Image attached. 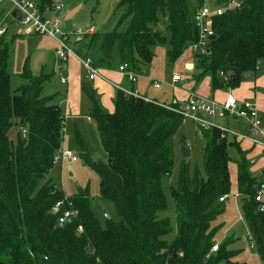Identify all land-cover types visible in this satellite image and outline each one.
<instances>
[{
  "label": "trees",
  "instance_id": "trees-1",
  "mask_svg": "<svg viewBox=\"0 0 264 264\" xmlns=\"http://www.w3.org/2000/svg\"><path fill=\"white\" fill-rule=\"evenodd\" d=\"M197 1L199 6L191 14L186 0H120L116 27L81 35L75 41V54L100 69L126 64L128 70L142 71L141 66L154 58L151 48L167 43L169 62L174 63L197 40L193 20L202 0ZM161 18L168 37L156 29ZM211 29L215 39L209 41L206 53L194 57L196 82L209 75L213 90L238 87L264 59V0H247L240 10L213 17ZM9 49L4 31L0 36V264H241L227 251L232 240L217 244L211 227L224 209L219 198L230 193L229 147L239 156L236 187L241 213L252 247L264 264V212L254 201L261 175L252 176L246 153L218 129L203 135L201 166L191 165L187 158L179 164L177 179L169 187L176 232L167 239L172 226L159 213L167 208L162 180L171 174L174 138L184 120L174 111L180 108L176 103L144 101L120 90L112 112L94 103L89 117L106 160L94 162L78 142L85 164L99 176L101 198L114 204L118 218L101 224L87 192L66 197L51 178L65 117L50 102L54 96H42L48 75L34 76L25 67L20 74L25 84L11 92ZM14 121L26 131L15 146L8 139ZM57 201L64 202V209H76L78 216L60 226L58 215L51 213ZM216 244L218 250L211 253Z\"/></svg>",
  "mask_w": 264,
  "mask_h": 264
},
{
  "label": "rangeland",
  "instance_id": "rangeland-1",
  "mask_svg": "<svg viewBox=\"0 0 264 264\" xmlns=\"http://www.w3.org/2000/svg\"><path fill=\"white\" fill-rule=\"evenodd\" d=\"M54 3L63 6V14L61 15L62 30L67 36L69 46L74 49L75 41L81 35L87 33L89 29L95 32H109L112 31L118 22L119 12L116 11V6L120 0H51ZM187 6L191 14L199 6L197 0H186ZM7 1L0 2L1 6ZM221 4V0H202V6H207L214 9ZM165 21L160 19L156 29L164 33L166 37L168 34L165 30ZM0 29L5 30V38L10 42L9 60L7 70L10 74V88L14 93L16 89L25 84V80L20 76L23 69L26 67L28 71L34 75H48L49 79L44 83L42 89V96H54L51 103L58 105L61 108L63 115H68L64 118L63 138L61 141V149L72 152L77 161L70 162L63 160L54 163V168L51 174L52 183L61 191L66 197L77 194L79 192H87L92 211L95 216L104 224V215L106 214L110 220H117V212L114 204L111 201L104 200L100 196V184L98 174L88 167L81 154V147L78 141H81L87 150L90 152L91 159L94 162L106 160V154L103 150L95 123L89 117V113L93 108V100L91 99V90L88 86V81H85V69L82 64L74 67V73L80 77V81L84 84V90L80 87L79 94L71 95L72 103L70 102L69 94H66L69 80L67 84L61 83L60 76L67 77L65 72H58L61 66V60L56 57L55 50L56 42L47 36L43 35H27L23 36L21 31L23 27L15 21L7 12V15L0 11ZM80 29V34L73 33L74 30ZM168 44L155 45L151 48L154 53V58L151 61L154 79L160 83V89H154L149 85L147 94L154 98L161 99L165 97L170 101H176L179 107L184 106V89L190 88L196 83V78L199 72L196 68L188 69L186 63L193 61L196 55H202L191 49H186L183 54L174 62L170 63L167 51ZM264 74V60L258 66L254 76L245 77L244 81L254 82ZM173 75L180 77V81L175 88L169 87V81ZM262 77V76H261ZM209 75L202 77L199 81L201 89L204 91L208 87ZM85 82V83H84ZM203 83V84H202ZM256 86L257 92L263 95L264 100V77ZM243 86V85H242ZM245 86V85H244ZM195 91L197 85H195ZM86 90V91H85ZM241 89L238 87H228L224 89L211 90V94H215V100L222 105L223 98L228 92L236 94ZM69 93V92H68ZM72 94V93H71ZM96 97V95L94 96ZM70 102V103H69ZM79 102V105H78ZM77 105L79 108H77ZM264 109V106H263ZM264 111V110H263ZM209 119V118H208ZM224 122H216L220 127L235 128V124H239L233 118H222ZM215 121V120H214ZM244 122V121H243ZM241 120V123L243 125ZM211 129H209L210 131ZM208 130H198L197 126L188 118H184L177 134L175 135V143H178L180 138L183 139V145L188 149L190 156L187 158L191 165L201 166V149L204 146L205 140L203 135ZM23 137L20 128L13 122L8 131L9 142L15 146L17 138ZM227 140L234 141L230 135L226 136ZM241 147L247 148L246 158L249 160L250 172L253 177L260 176L261 170L264 168V155L258 146H254L246 141L239 140ZM179 152V149L178 151ZM230 157L229 171H230V193L226 196L224 209L211 222V227L214 230V241L217 244H223L226 240H232L227 246V251L234 253L233 261L241 264H263L259 255L252 247V242L249 237V232L245 221L243 219L240 207V200L235 195L236 190V161L239 159L233 147L228 148ZM179 153L174 157V165L171 174L163 178L162 188L166 195L167 208L159 213L160 218H168L172 233L167 236L171 240L176 232V215L174 210V202L169 193L170 184L175 182L178 176L179 164L181 161ZM256 161L254 164L251 162Z\"/></svg>",
  "mask_w": 264,
  "mask_h": 264
},
{
  "label": "built area",
  "instance_id": "built-area-1",
  "mask_svg": "<svg viewBox=\"0 0 264 264\" xmlns=\"http://www.w3.org/2000/svg\"><path fill=\"white\" fill-rule=\"evenodd\" d=\"M2 0H0L1 2ZM13 10L18 12L19 20L17 21L22 27L23 35H43L52 38L56 44L55 55L61 61H66L71 56H76L74 49L68 44L67 36L62 30L63 23L61 22V15L56 16L55 14L59 11L63 12V6L58 3H54L51 0H47L44 6H41L38 0H7ZM247 0H221V4L214 9H210L207 6H201L195 11L193 24L197 31V40L189 45V49L196 51L200 54H204L208 50L210 37L214 35L211 29L212 18L221 16L229 10H240ZM4 30L0 29V36ZM187 48V49H188ZM79 58V57H78ZM80 59V58H79ZM80 62L85 69L86 76L90 80L101 79L105 80L102 69L94 67L89 58L80 59ZM117 71L122 73L128 81L134 82L141 73L131 71L127 69L126 64H121L117 67ZM219 75L227 80V76L223 73ZM180 81V77L173 75L171 78V86L174 87ZM66 79L61 77V83L64 84ZM153 86L159 88L160 84L154 82ZM118 90L122 91L127 96H133L135 98H141L144 101H151L141 96L137 91L127 90L117 87ZM174 111L181 114L184 118L190 119L200 130L218 129L222 136L230 135L237 140H247L252 145H256L261 148L264 155V121L259 114L257 105L251 101L238 102L233 95H227L222 105L217 104L213 100L204 99L197 94L191 93L187 96L184 106ZM219 111V116H227L237 120H244L247 122V132L239 133L220 127L213 121L209 120L208 117H213ZM23 134L26 133L25 129H22ZM63 160L75 162L76 156L67 150H57L53 157V162L57 163ZM66 201V198H64ZM226 196L219 198V202H224ZM254 201L259 205V210L264 212V173L261 175L259 185L254 195ZM64 202L57 201L51 208V213L58 215L57 223L60 226L70 222L72 219L78 216V211L71 207L63 208ZM78 232L82 229L79 227ZM218 245H214L210 252H216Z\"/></svg>",
  "mask_w": 264,
  "mask_h": 264
},
{
  "label": "crops",
  "instance_id": "crops-1",
  "mask_svg": "<svg viewBox=\"0 0 264 264\" xmlns=\"http://www.w3.org/2000/svg\"><path fill=\"white\" fill-rule=\"evenodd\" d=\"M2 1H4V0H2ZM5 1H7V0H5ZM3 3L4 4L2 6L0 4V11L3 12V13H5L6 15H7V12H9L10 16L12 17L11 14H12V12L14 10L12 9L11 4L8 2L9 6H7V4L5 2H3ZM62 14H63V12H62ZM13 19L15 21H18L15 18H13ZM92 32H94L93 29H89L87 31V33H92ZM21 34H22V31H21ZM23 36H26V35H23ZM61 62H64V63H62L61 66L58 68V72H60V73L61 72H65L66 75H67V77L65 78L66 79V82L64 84H67V79H68L69 80V85L67 87L66 94H69L70 102L72 103V99H71L72 96L71 95H73L74 93L79 94V88L80 87L83 90L85 89L84 88V84L80 81V77L78 75H76L74 73V70H73V68L74 67H78L79 64H81V62H80V59L78 57H76V56H71L66 61H61ZM189 65H192V68H193V66H194V59H193V61H188L186 63V67L187 68H188ZM260 65H261V63H260ZM141 68H142V71H136L137 73L138 72L139 73L141 72V73L139 74V76L137 77L136 81H134V82L128 81V79L126 78V76H124L122 73H120V72L117 71V68H115L113 70H104V69H102V74H103L105 80H101V79L90 80L85 75L84 80L85 81H88L87 83H88V86L90 87L89 89L91 90V99L93 100V102L95 104L99 105L104 111H106V112H112L113 109H114V101H115V98H116V95H117V92H118L117 87H120V88L127 89V90H133V91L135 90L141 96H143V97H145V98H147V99H149L151 101H157L160 104H165V105L175 104L176 101H170L169 102L167 99H164L165 98L164 96L161 97V99H158V98L156 99L153 96L151 97L149 95H146L148 93L147 90L149 88V85H152V87L154 89H160V86H159V88H155L153 86V83L154 82H158V81H156L154 79L155 74L153 72V68H152L151 63L148 64V65H143V66H141ZM255 73L252 74V75H250V76H254ZM261 76H259L258 78H255L254 79V82L244 81V79H245L244 78L243 81L238 85V90L241 89V87H242V90H240L236 94H233L232 92H228L224 96L223 100L225 101L227 95H233L238 102H244V101L254 102L257 105V108L259 110V114H260V116L262 117V119L264 121V111H263L264 110L263 109L264 100H263V95L260 92H257L258 89L256 88V86H258L257 84H259V82L261 81V79H263L264 74H262ZM61 77H63V76H60V78ZM247 77H249V76H247ZM199 82H196L195 83V85H197V89L198 90L195 91V88H194L195 85L193 86V84L191 85L190 88H187V89H184L183 90V92L185 94L184 101L186 100V98H187V96L189 94L194 93V94H197L198 96H200V97H202L204 99L213 100L217 104H219L215 100V97H217L216 92H215V94H211V90H212L211 80L210 79L208 80V83H209L208 84V87L204 91H202L203 89L200 88L201 87V83H199ZM169 87L172 88V89L176 87V86H174V87L171 86V80L169 81ZM95 95H96V97H94ZM78 105H79V102H78ZM78 105H77V108H79ZM219 113L220 112L217 111V113H216L215 116L208 117L209 120L213 121L215 124H216V122L218 123V121L219 122L220 121L221 122H224V120L222 119V118H224V116L223 117L222 116H219ZM66 116H68V115H64V117H66ZM234 120L236 122H238L239 124H235V126H236L235 128H231V129L228 128V129L233 130V131H237V132L243 133V134L246 133L247 132V127H248L247 122H245L244 120H242V122L244 121L243 122V125H242L241 120H237V119H234ZM197 129L200 131V129L198 127H197ZM233 139H234L233 142H236L237 144H239V146H240V148H241L242 151H244L245 153H248L247 148L241 147V144H240L239 140H237L235 138H233ZM242 141H246V142L250 143L247 140H242ZM229 142H232V140H230ZM181 144H183V139L182 138H180V140L178 141V143H175V155H177V153H179L180 156H181V159H183V156H182V153H181V150H180V145ZM178 149H179V152H177ZM228 170H229V167H228ZM262 170L260 172L261 173L260 175L263 174L262 173ZM229 175H230V171H229ZM236 175H237V169H236ZM230 178H231V176H230ZM256 178L259 179L260 176H258ZM235 195H237V187H236V190H235ZM237 197L239 198L238 195H237ZM225 201H227V199ZM225 201L223 202V205H224ZM224 207H225V205H224Z\"/></svg>",
  "mask_w": 264,
  "mask_h": 264
},
{
  "label": "water",
  "instance_id": "water-1",
  "mask_svg": "<svg viewBox=\"0 0 264 264\" xmlns=\"http://www.w3.org/2000/svg\"><path fill=\"white\" fill-rule=\"evenodd\" d=\"M237 11H238V10H237ZM11 15H12L13 18L19 20L18 12H17L16 10H14V11L12 12ZM55 15H56V16L62 15V11L57 12ZM73 33H75V34H80L81 31H80V29H76V30L73 31ZM214 39H215V35H212V36L210 37V40H214ZM191 68H192V65H189V66H188V69H191ZM247 75H248V76L252 75V72H248ZM230 79L233 81V80H234V76L231 75V76H230ZM181 153H182V156H183L184 159H186V158H188V157L190 156V153L188 152V149H187L186 147H184L183 145L181 146ZM109 161H110V160H108V162H109ZM254 163H255V161L251 162V164H254ZM262 173H264V169L262 170ZM48 174H49V172L46 173V176H47ZM108 219H109L108 216L105 214V215H104V220H108Z\"/></svg>",
  "mask_w": 264,
  "mask_h": 264
}]
</instances>
